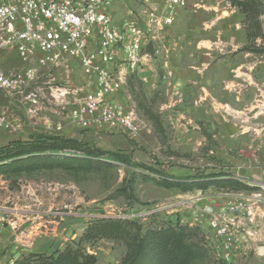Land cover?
Returning <instances> with one entry per match:
<instances>
[{
    "label": "rangeland",
    "instance_id": "obj_1",
    "mask_svg": "<svg viewBox=\"0 0 264 264\" xmlns=\"http://www.w3.org/2000/svg\"><path fill=\"white\" fill-rule=\"evenodd\" d=\"M149 4H116L114 22L139 18ZM159 37L145 49L150 57L142 68L126 74L111 97L135 112L141 130L134 136L71 121L76 100L94 89L76 67L51 83L65 95L46 99L40 125L37 113H23V99L3 97L7 120L21 123L0 129V159L29 151V146H7L28 139H56L53 145L76 141L83 149L123 157L77 162L63 160L55 150L52 156L32 157L38 167L31 171H17L29 163L27 157L21 168H10L12 160L0 162V259L5 263L29 255L56 257L69 247L94 256L96 264H120L127 251L123 242L84 238L95 221L137 220L143 231L167 223L194 225L197 211L232 201L231 188L251 187L243 192L261 194L264 0H189ZM24 119L34 125L23 124ZM163 178L194 185L180 190ZM227 179L236 184H214ZM198 228L196 241L203 247L204 237H211L207 220ZM203 251L191 264H218L213 249Z\"/></svg>",
    "mask_w": 264,
    "mask_h": 264
},
{
    "label": "built area",
    "instance_id": "obj_2",
    "mask_svg": "<svg viewBox=\"0 0 264 264\" xmlns=\"http://www.w3.org/2000/svg\"><path fill=\"white\" fill-rule=\"evenodd\" d=\"M123 1L0 0V55L13 51L24 65L10 73L0 68V92L8 99H23L27 113L35 114L47 93L60 97L65 93L52 87L53 77L41 85V76L29 63L54 70L66 57L75 59L94 89L76 100L71 121L82 127L97 123L131 136L138 134L141 124L135 112L111 100L126 76L121 65L128 73L137 71L150 57L145 49L156 43L189 0H143L150 3L144 14L117 25L108 9ZM4 111L0 107V129L11 127ZM230 197L233 200L224 207L197 211L195 224L189 226L200 227L207 220L211 237H204L203 247L214 250L218 264H247L254 233L243 222H253V206L261 201V194L235 192ZM14 263L0 259V264Z\"/></svg>",
    "mask_w": 264,
    "mask_h": 264
},
{
    "label": "trees",
    "instance_id": "obj_3",
    "mask_svg": "<svg viewBox=\"0 0 264 264\" xmlns=\"http://www.w3.org/2000/svg\"><path fill=\"white\" fill-rule=\"evenodd\" d=\"M55 140L44 139L42 140L44 143L34 140L25 142L16 141L15 144H9L7 146H29L31 148L29 151H17L12 156H5L3 159H0V162L12 160L10 168H21L20 164L27 157L26 162L29 163H26L23 169H18L17 171H31L38 167V163L34 161L36 156H41L43 153H48L52 156L51 154L55 150L63 157V160L68 161H104V158L107 157L117 162L123 160V157L119 156V154L98 153L83 149L76 141L63 142L57 140L55 143L62 142L63 145H53ZM227 180L225 182H214V184L218 186H234L236 184L234 181H230L233 179ZM162 182L165 184L172 182L171 184L177 186L180 190H186V187H192L194 185V182L191 185L188 181H170L168 178H163ZM230 190L232 192H243L254 189H251V187H234ZM199 232L198 227L181 225L178 222L175 224L167 223L158 228H150L143 231L142 226L137 220L107 219L97 220L91 224L84 238L95 241L107 239L123 242L126 245L127 251L120 264H191L204 252L202 245L197 242L201 239ZM14 264H96V259L92 255L72 251L67 247L62 252H58L56 257H48L45 259L44 257L29 255Z\"/></svg>",
    "mask_w": 264,
    "mask_h": 264
},
{
    "label": "crops",
    "instance_id": "obj_4",
    "mask_svg": "<svg viewBox=\"0 0 264 264\" xmlns=\"http://www.w3.org/2000/svg\"><path fill=\"white\" fill-rule=\"evenodd\" d=\"M124 2V1H123ZM121 2H118L116 4H119ZM116 4L112 7L110 14L114 13V10L116 9ZM176 18V16H175ZM167 29V27H166ZM162 34V33H161ZM160 34V35H161ZM160 40V37L158 38ZM95 42V40H94ZM39 55V52L36 53V56ZM146 60V59H145ZM24 65L21 63V61L18 59L17 54L13 51H5L0 55V68L6 72V73H10L13 72L15 70H19L23 67ZM29 67H33L37 70L38 74L41 76L40 78V83L41 85L48 81V79L50 77H53L55 79V81H61L64 77H68V75H70L71 71H73V67L78 68V64L77 61L75 59H71L66 57L64 59V61L60 64L59 67H57L56 69H49V68H39L37 66V64L35 63V61H32L31 63H29L28 65ZM143 64L140 66V68L138 70H140L142 68ZM123 71L126 74H130L127 72V70L124 69L123 65H121ZM137 72V71H135ZM53 96V97H52ZM71 96V95H70ZM6 97L3 93L0 92V107L6 109L8 108V106L4 107L2 106L3 104V99ZM61 98L58 94L53 93L52 95H49L47 93V98ZM7 98V97H6ZM71 98V97H70ZM46 100L44 99L43 101H41L40 107L37 110V114H38V124H41V121L44 122V118H41L43 115V112L45 111V104ZM22 108L23 113H27V107L24 105ZM21 111V112H22ZM27 115H30L27 113ZM27 119H29L30 117H26ZM27 121V122H26ZM11 128H20L19 127V123H21L19 121V119H15V120H11ZM32 124L34 125V123H31V121H28L26 119H24L23 124ZM29 141V139L27 140ZM263 192V193H262ZM247 193V192H245ZM264 191H261V201L254 204L253 208V222L251 224H248L246 222V220H244V226L249 227L250 230L253 231L254 233V239L252 242H250V249L251 252L248 255L247 258V264H264ZM255 203V201H254Z\"/></svg>",
    "mask_w": 264,
    "mask_h": 264
}]
</instances>
